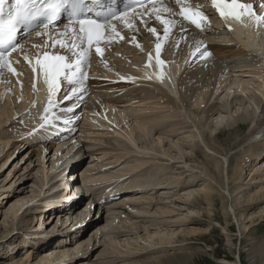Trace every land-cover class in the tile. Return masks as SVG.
<instances>
[{
  "label": "bare ground",
  "instance_id": "1",
  "mask_svg": "<svg viewBox=\"0 0 264 264\" xmlns=\"http://www.w3.org/2000/svg\"><path fill=\"white\" fill-rule=\"evenodd\" d=\"M262 5H264V1L262 2ZM257 16L261 17L260 15H256L252 21L246 20L248 15H246L245 19H240V20L233 19L232 23L229 24V29L227 30L228 34H226L225 36V33H224L222 36V37H225V39H223L222 37H220L219 39V37H217L216 35L213 36V34H211V36H208L206 33L197 32L196 36L200 38H198V41L193 43L190 46V48L186 51V53L184 55H181V57L179 56V58L172 59L173 58L171 55L172 50L171 52H168V53L166 52L163 54L162 61H164V63L161 64V67L165 71V74L161 72L158 75H153V73L152 75H150L148 71L146 70L148 75H145L144 73L145 67L143 66V63H142L141 66L140 65L138 66L137 72L126 73L128 75H131L130 77L131 82L129 84H114L115 83V77L113 76L114 74H112L109 70L103 67L95 68L94 73L91 75L92 80L88 84L89 91L93 90V92L94 91L103 92V90L106 89L107 91L114 90L117 93L127 92L131 86H134L136 84L145 85V86H142L141 88L146 87L147 89L139 90L140 93L138 95H134L133 94L134 92L133 93L129 92L127 95L129 97H133L131 99L121 100V98H116V99L105 98L99 102L98 104L99 106L96 105V103L90 101V103H92V106H91L92 109L89 103L88 104L85 103L86 104L84 108L86 110L85 119L81 127V130L87 127L91 122L95 126L104 127L107 130H112L113 132L112 135L114 137L113 142H115L118 147H123L129 154H135L136 156H140V157L138 158L136 157L134 160L132 159L133 160L132 163H130L131 162L130 161L129 162L130 164H127V165L125 164L126 166L125 167L123 166L124 168L122 169H120L121 167L119 166L120 168L118 169L120 170L117 171L116 173H109L107 171L108 166L104 167L105 163H103V166L102 165L98 167L91 166L89 169L85 170L86 172L85 176L83 174L81 176V182L83 186V190L81 191L79 190L68 191V188L64 186L65 181L63 180V177H64L63 171H64L65 162H67L71 158L73 159L79 158L83 150H84L83 153L87 152V148L89 146L87 144H82L80 141L81 139L78 142H73L70 148H69V145L67 144H63L59 146L57 150L53 151L52 159H48L46 161V163L49 161V163H47L48 165L46 163L44 164L45 154L49 150L52 151L56 147V146H50L48 149L47 148L45 149V147L48 146V145H45L46 142L50 143L51 145L54 144V141H51V142L49 141V137L53 136V134L49 133L48 128H43L41 132L36 131L35 129L37 125L43 123L44 121L42 117H45V115H42V113H45L44 111L45 108H48L49 111L50 109L55 110L60 104H53L51 106H46L44 104V106L40 110H37V109L34 110L35 107L38 108L39 102H44V101L46 102L48 97L45 99V94H43L44 85L42 86V92H39L37 85L35 83L32 84L31 82V77H30L31 75H30V72H28L27 64L31 62L32 58L28 57L27 54H29V56H34L35 53L32 50V45L37 46L41 42L42 39L38 38L37 34L34 37L33 36L30 37L27 42L28 46L24 47L23 50H21V53H16L9 59L11 61L12 67L16 69V72L13 73L9 71L7 68L0 69V105L1 104L4 105L3 109L0 106V108L2 109V110L0 109V130L4 129V126L7 123H11L12 121L18 119L17 122L13 124L15 126L18 125L17 132H14L15 134L12 133L13 131L11 129L8 131L9 132L12 131V132L6 135L3 134L5 133V131L3 133L0 132V159L2 158L1 156L5 154L4 159L0 163L6 162L7 160H9L10 157L16 152V150H19L20 144L24 143V146L22 147L24 149L22 152H27L30 148L37 147V149H33V151H31V155L32 154L35 155L38 158V162L40 164V168L38 169L39 171L38 173L41 174V177L39 178L40 186L38 188L39 189L38 192L33 191L31 194L28 193L27 195L29 196L27 197V199L25 198L26 196L25 193L21 194V196L19 195L18 197H16L17 200L16 199L15 200L19 204L14 205L15 202L13 204L9 203L11 205L7 209L4 215L5 216L12 215L14 219L15 216L18 215L19 211L21 209H25L27 206H28L27 208L32 207L35 209L45 207V209L47 208L45 210L47 211V213L45 214H47L48 216L45 215L43 218H41L42 220L41 226H43V219L46 217V220H47L49 219L48 218L49 216L52 217L54 214H56V210L54 209V206L61 204L60 202H62V200L64 199L66 204L59 205L57 207H62L58 209L60 210V212L62 211L63 207L65 209L66 207H68L67 209L70 210V211L68 210V212H65L63 216L66 217L65 219L66 223L67 221L74 222V224L72 225L73 227H70V230L74 229L73 231L75 232H72V233H75V235L76 233L81 232V231L78 232L77 230H80V229L82 230V226L85 222H89V220L90 222L91 220H95L93 219L94 215H92L94 212H97L96 215H99L100 213H105L104 222L106 224L98 225L95 228V230H93L90 233L89 239L87 240L88 243L85 245L82 242L84 240H81V239L78 240L77 242L76 241L72 242L70 240L67 241V240H63L60 238H56L58 246L56 248L55 247L53 248L52 245L54 244H52L51 245L52 247L50 249H42L39 247L37 248V245L43 244L42 242L43 239H41L40 244H39L38 238L40 237L44 238V236H48L50 234L46 232L45 229H43V227L42 228L38 227L36 229V226L34 225L32 227V229H34L33 232L35 233L38 230L40 231L39 233L32 234L33 239H30V241L34 245L30 246L28 245V243H23L24 247L27 246V250L29 251L27 256L24 259L15 260L8 264H31V262L29 261L31 258V255L33 258L34 256H36L35 264H53L54 262H55L54 264H67L68 262H65V259H69L70 261H72L75 258H78V256L80 257L81 254L85 255L88 252L90 244L96 243V245H98V243H100L101 241V238L100 240L98 239L99 236L103 238L102 243H104L105 245L108 244L109 246H111L112 253L115 252L114 249H117L116 246L118 244L124 245V248H121V249H125L127 253H131L130 248H128L130 245L129 243H127V239L126 240L122 239L117 242L116 237H112L107 234L111 230L112 231L119 230L118 228L115 229L116 227L113 228L115 224H120V226H122L124 230V231L123 230H120V231L128 232V234L142 228V230L145 233L144 239H142V241H143V244H147L148 246H154L156 248L160 246H166V245L171 246L174 243L172 242V240L165 241L163 236H160L158 233L155 235H152L150 231L151 229H149L148 226L141 227V224L143 223L144 219H145V223L147 221L146 219H150L151 223H155L157 220L162 219L165 216L168 217L169 215H172L175 212V210L178 209V207H181L180 210H186L185 207L179 206L181 204H176L178 201L177 200L178 198L176 197L177 199L173 200L174 196H171V194L169 193L171 190L176 189L179 186L178 184L181 183L180 182L181 180L177 178H171V179L169 178L165 180L160 179L161 181H159L158 178H157L158 180H156V178L147 177L148 180L144 181L143 177L145 178V175L153 176V174L151 173L162 174V172H159L160 169L158 168V164H156L158 162L155 163L156 155H161L159 149L158 150L156 149L157 150L156 151L157 153L155 152L156 155L152 154L155 151V150L153 151L154 148L151 149L150 145L148 146L142 143L145 136L156 137L157 135H159L160 133L159 129L149 126V124L153 123V121H151L150 123H146L140 120L139 124L136 123L139 126L132 129L134 130V132L129 130L130 127L128 128L129 131L128 130L124 131L123 125H126L128 121V115L126 113H123L122 111L118 115L115 116L113 114L115 110L114 106L115 104H120V105L129 104L130 105V104L151 103V104H157L160 106L174 107L175 109L180 111L179 114H181L180 115L181 117L179 118L180 119L182 118V121L188 124L191 128L197 129L199 131V136L201 140L204 142V139L201 136L203 127L201 126L200 123L199 124L195 123L196 118H197L195 115V110L198 111V108H200L199 106L203 104L205 97H207L208 95L205 106H208L209 105L208 103L212 102L211 100H215L217 102L216 103L217 105L213 107L214 110L210 111L209 116L211 117L214 115H218L217 120L219 122L222 121L223 120L222 118H224L222 117V115L227 113L229 106L232 105L234 101L232 96H234L235 93L232 92V89L236 91L237 90L236 87L239 88L240 85L243 84V81L240 78L235 77L236 74H231V71L232 72L234 71L236 73L237 71H235L234 69L242 70V67L244 65L232 66L230 60L236 56H240V55L246 56L247 54L249 55L253 54L259 58L258 62L264 65V23L260 22L259 24H257L256 22ZM156 26H157L156 23H151L148 25L147 29L146 28L143 29L140 33L145 34L147 30L156 28ZM200 30L201 29H198L197 31H200ZM232 30L236 34H233ZM177 31H182V29L177 28L176 32ZM191 32H196V31L191 30ZM151 33L152 34H150L149 36L146 35V40H149V43L147 45H145L143 42H141L142 44L139 43L141 44L142 49H145V47H148L149 49L151 48L152 43L156 37V34H154L153 32ZM241 35H243V38H241ZM169 37L171 39L169 45L170 47H173L177 42L178 36L174 34L173 36L170 35ZM213 37H217V38H213ZM193 38L196 39L195 36H193ZM209 42H216V43L223 42L224 44H216L213 47H211L209 44H206L203 47L205 43H209ZM208 45L209 47L207 48ZM212 52L215 53V57H219V58L227 57V60L223 59L222 61H220L217 70L212 69L213 65H211L208 67L205 66L204 67L205 72H203V70L200 69L201 68L200 64L207 61L212 56ZM132 53H133V56L135 57L134 60L140 57L137 53H134V52ZM202 53H206V54L202 55ZM251 66L252 65H249L246 67H251ZM196 68L199 70V72H196L195 70ZM201 72H203V74H201ZM257 75H259L258 77H256L258 80L257 81L258 88L264 94V74L262 72H259L257 73ZM7 78L10 80V83H12L11 85L5 82V79ZM206 79H208L209 81L205 82L204 85L206 84L207 87H212V91L210 88L209 92L207 91L204 92L203 94L204 97L200 98V94H199V98H196L194 94L198 92L199 89L204 90V88L206 87L205 86L204 88H201L200 80L206 81ZM194 88L195 89L198 88V89L195 90ZM138 89L140 88H137L136 90ZM216 94H217V98L214 97ZM223 94L225 95L223 96ZM136 96H138V98H135ZM222 96H223V99L221 100ZM241 96H243V98L234 96L236 97L235 98L236 110H238L239 107H242L244 103V99H247V90H244V89L241 90ZM248 99H249V103L255 104L254 105L255 111H257L258 108H260L259 107L260 104H262L261 101L255 103L256 102L255 97H250ZM15 104H17V107H14ZM109 109L111 110V112L107 113ZM261 110L264 113L263 108ZM95 115L97 116V118L95 117ZM106 115H111L112 119H110V121H106V123H102L101 121H99L103 119L105 120ZM61 118H63L66 121L69 119V118H64V116H61ZM63 119L61 120L58 119V121H62ZM247 119L248 117L244 115H240L236 119H233L232 122H227L225 124L226 128L229 130L235 129L236 131L239 129L240 130L247 129L246 125L248 124V120H249ZM112 123L114 125V128L109 126V125H112ZM173 126L175 127L176 125L174 124L172 125V127ZM169 127H168V130L170 129ZM198 127L200 130L198 129ZM253 128L254 129H252L247 135L249 139H247L244 143L237 142L238 144H236L234 147L232 146L233 148L232 151H234V154L237 156H234L235 158L234 165L230 168L229 172L227 169L230 165L229 163L230 157L223 156V158H220L213 153L206 154L207 158L210 159L212 162H210L209 160L205 164L206 166H202L204 170L201 172V174L205 176L208 184L205 185V188L201 189L200 191L190 190L188 193L184 194L185 195L183 199L184 204L188 205L191 202V199L193 197L197 195H201L202 201H204L208 207H211L213 206L214 195L219 194L218 189L224 191L228 197L232 198V194L240 190V187L239 186L231 187V185L234 186L235 185L234 182L239 181L242 173L245 171L249 173L248 176H250V179L248 183L246 184L247 188L242 190L239 193L240 195L239 200L242 198L246 200L244 201L246 204L244 206V210H246L248 207H254L252 206L251 203L264 199V163L261 164V162L264 160V125L263 123L255 122V125L253 126ZM85 130H88V129H85ZM136 130L138 132H136ZM57 132L60 133L59 131ZM18 137H20L23 141L22 142L15 141V138L17 139ZM119 139H122V141L124 142L121 141V143L119 144ZM56 141H60V139ZM97 142L99 143L101 142L103 144L106 143L105 141L102 142L100 140H98ZM39 143H44V144H39ZM78 144L82 146L81 149L79 148ZM108 144L111 145V143H108ZM117 146L116 148H118ZM173 147H175L176 149L179 148V146L176 144H173ZM74 149L76 150L74 151ZM109 151H112V150H109ZM179 151L182 152L181 150ZM127 152L125 156L128 155ZM58 154L60 156H58ZM71 155L72 157L70 158ZM26 156H23L21 160H23L24 157ZM15 157H17V154L15 155ZM114 157L116 158V156ZM122 158L123 156L115 160V163L120 162L122 164L123 162ZM107 163H110V162H107ZM112 163H113L112 165H114V162ZM97 165H99V163ZM75 169L77 170L78 168H75ZM100 169H102L101 172L95 173V171H98ZM129 173H135V175H133L131 178H128V179L124 178V176L128 175ZM224 178L226 179V182H225V185L227 186L226 189L225 188L223 189L222 187L223 185L222 181L225 180ZM113 181H115V183ZM137 181L139 183L145 184V188L147 190V194L145 196L144 195H128L129 193L128 190L133 189L134 183L135 182L137 183ZM111 182L114 185H117L114 188V190H118L121 188L127 191L126 192L127 197L121 202L119 201V202H115L112 204L106 203L105 205H99V204L96 205L95 202H99L97 200L101 198V194H102V192L99 193V189L100 188L104 189V187L105 188L109 187L111 185L110 184ZM1 188L3 189L4 187L2 186ZM161 190L168 191V192L162 193V196L158 197V200H157V198L154 195L156 191H161ZM79 193L85 194V196L87 197V200H89V203L87 204V206L81 209H75L76 207L68 206L69 202L74 197H76ZM110 193H111V190H108L106 192L107 195H110ZM6 195H7L6 193H3V194H0V197L1 196L4 197ZM8 197L9 195L7 196V198ZM21 199H24V200L19 202ZM44 200L46 204L39 203L40 201H44ZM36 203H38V205L40 204V206L35 207ZM83 206H85V203ZM173 206H174V209H170L171 207L173 208ZM230 209L233 212V208L230 207ZM187 210L189 211V213L193 215H197V212L192 210L191 208H187ZM261 214H264V211H262ZM22 215H23L22 217H24L27 214H25V211H24ZM111 215L114 217H111ZM116 215H121L122 217H119ZM254 215L255 214H251V216H254ZM233 216L235 218L234 213H233ZM58 219L59 220H57L56 223H61L62 217ZM134 219H137V220L143 219V220L141 223L140 221H136ZM52 222L53 221H51V223ZM81 223H83L82 226H81ZM252 224H253V221L250 225ZM243 229L246 230L248 229V227L244 226ZM9 231H11L10 228H9ZM199 231L200 230L197 229V230L191 231L190 234L199 235L200 234L198 233ZM24 236L26 237L27 235H24ZM73 238H75L74 235H73ZM168 238L175 239L176 237L174 233H171L168 235ZM34 240L36 241L34 242ZM90 240H92V242H90ZM127 244L129 245L128 247H127ZM82 246L86 247V251L80 250V247ZM157 252L159 253H153V254L157 256L160 253L164 254L163 250H160ZM169 255L172 256V258L171 259L168 258L169 259L168 261H167V257H165L167 256V253H166L163 256H158V257L156 256V258L154 257V259H151L149 263L169 264L168 262L171 261L170 263H173V264H181V263H190L194 260L193 258H191L192 256L191 254H186V253L181 254L179 252V253H170ZM249 259L250 261L248 262V264H264V255L263 254L261 255L257 251L251 252ZM148 260H146V262ZM102 261L104 262L99 263L100 262L99 261L97 264H107L108 261L110 260L108 261L102 260Z\"/></svg>",
  "mask_w": 264,
  "mask_h": 264
},
{
  "label": "rangeland",
  "instance_id": "2",
  "mask_svg": "<svg viewBox=\"0 0 264 264\" xmlns=\"http://www.w3.org/2000/svg\"><path fill=\"white\" fill-rule=\"evenodd\" d=\"M187 37H188L187 35L179 36L178 46L174 47L172 52L170 50L167 51V53L171 52V55L173 57L172 59H176L179 58V56L181 57V55H184L183 54L184 51L189 47V41L187 40ZM213 38H217V37H213ZM222 38L225 39V37ZM197 41L198 39L196 40V42ZM206 44H209L211 47H213L216 44H224V43L209 42V43H205L203 47ZM209 45L207 46V48L209 47ZM248 55L249 54H247L246 56H241V55L236 56L230 60L232 66L244 65L242 67V70L234 69L235 71H237V73L231 71V74H236L235 77H239L243 81V84H241L239 87L240 89L238 87H236L237 89L236 91L232 89V92L235 93L234 96L243 98V96H241V90L243 89L247 90V99H244L243 106L239 107V109L236 110L235 108L236 97L232 96L234 101L232 105L229 106L227 113L222 115V117H224L222 118L224 121L222 120L220 122L217 120L218 115H214L211 117L209 116L210 111L214 110L213 107L217 105L216 104L217 102L215 100H211L212 102H209L208 103L209 105L205 106L208 95L207 97H205L203 104L199 106L200 108H198V111L195 110V115L197 117L195 123L196 124L200 123L201 126L203 127L202 133L201 132L200 133L204 139V142L201 140L199 136V131L197 129L191 128L188 124L183 122L182 118L181 119L179 118L181 117L180 116L181 114H179L180 111L175 109L174 107L160 106L151 103L115 105L114 108L116 113L114 114L123 111V113H126L128 115V121L126 125H123L124 131H127L128 128L130 127L129 130L134 132V130L132 129L139 126L138 124L140 120L146 123H150L151 121H153V123H150L149 126L159 129V132L161 134L159 133V135L157 136L155 135L156 137L145 136L142 143L148 146L150 145L151 149L154 148L153 151L154 150L155 151L153 153L151 152L152 154H155V152L159 149L161 155L155 154L156 155L155 159L157 160V161L155 160V163L158 162L156 164H158V168L160 169L159 172H162V174L160 173L155 174L150 172L151 174H153V176L145 175V178L143 177V179L144 181L148 180L147 177L156 178V180L159 179V181H161L160 179L165 180L169 178L180 179L181 183L178 184L179 186L176 189L171 190L169 193L171 194V196H174L173 200L174 199L176 200L178 198L176 204H181L179 206L185 207L186 210H180L181 207H178L179 210L176 209L172 215H169L168 217L165 216L162 219L157 220L155 223H151L150 219H146L147 220L146 223H145V219L143 223H142L143 219L140 220L134 219L142 223L141 227L148 226L149 229H151L150 231L152 235L158 233L160 236H163L165 241L172 240V242L174 243L171 246L166 245L157 248L154 246H148L147 244H143L142 239H144L145 233L142 230V228L128 234V232H123L124 230L122 226H120V224H115L113 228L115 227H116L115 229L118 228L119 230H116L118 232L111 230L107 234L112 237H116L117 242L122 239L123 240L127 239V243H129L130 245L129 246L127 244V247L129 246L128 248H130L131 253H127L125 249H121L124 248V245L121 244H118L116 246L117 249H114L115 252L112 253L111 246L102 243L103 238L99 236L98 239L100 240L101 238V241L100 243H98V245H96V243L90 244L88 252L85 255L81 254L80 257L78 256V258L74 257L75 259L73 258L74 260L72 261H70L69 259H65V262H68L67 264H97L99 261H100L99 263L104 262L102 260L105 261L110 260L108 261L107 264H146V263L151 264L149 263V261H151V259H154V257L156 258L157 256L153 253H159L157 251L160 250H163L164 254L167 253V256H165L167 257V261L172 258V256L169 255L170 253L180 252L181 254L186 253L192 255L191 258L194 259L192 262L181 263V264H248V262L250 261L249 258L251 252L257 251L261 255L262 254L264 255V214H261V212L264 211V199L251 203L252 206L254 207H248L246 210H244V206L246 205L244 201L246 200L244 198L239 200V196H240L239 193L247 188L246 184L250 179V176H248L249 174L248 172L246 171L243 172L240 177V180L235 181L234 186L231 185V187H235V186L240 187V190L232 194V198L228 197L224 191L218 189L219 194L214 195L213 198L214 202H213V206L211 207H208L207 204L204 201H202L201 195H197L193 197L188 205L184 204V200H183L185 196L184 194L188 193L190 190L200 191L201 189L205 188V185L208 184L205 176L201 174V172L204 170L202 166H206L205 164L210 160L207 158L206 154L213 153L220 158H223V156L230 157L229 158L230 165L227 169L229 172L230 168L234 165V161H235L234 156H237L234 154V151H232L233 149L232 146L234 147L236 144H238L237 142L244 143L247 139H249L247 135L252 129H254L253 126L255 125V122L256 123L260 122L263 123L264 125V116H263L264 113L261 110L263 108L264 111V94L258 88V83H257L258 80L256 78L259 76L257 75V73L262 72L264 74V65L258 62L259 58L257 56L253 54H250L249 56ZM214 59H212L214 62L212 69L217 70L219 62L222 61L223 59L227 60V57H222V58L214 57ZM138 64H139V60L137 58L136 60L133 61L132 66L136 67L138 66ZM211 65H212L211 62L205 63L204 66L200 65L201 67L200 69H202L203 72H205L204 67L205 66L208 67ZM249 65L252 66L246 67ZM121 68L128 69L124 64H121ZM203 72H201V74H203ZM207 81L209 80L208 79H206V81L200 80L201 88H204L206 86V84L204 85V83ZM205 88L204 90L199 89V91L194 94L195 97L199 98V94H200V98L204 97L203 95L204 92L206 91L209 92L210 88L212 91V87L206 86ZM142 89L145 90L147 88L143 87L136 90L131 86L129 92L132 93L134 92L133 93L134 95H138L140 93L139 90ZM224 95L225 94H223V96ZM223 96L221 97V100L223 99ZM214 97L217 98V94ZM250 97H255L256 99L255 103L261 101L262 104H260L259 106L260 108H258L257 111H255V106H254L255 104L249 103L248 98ZM131 98L132 97H129L127 93H125L124 96L121 97V100L131 99ZM135 98H138V96H136ZM0 106L2 109L4 108V105L1 104ZM14 107H17V104H15ZM152 109L153 111L154 110L155 111L153 112ZM240 115H244L248 117L249 120L247 119L248 124L246 125L247 129L244 130L239 129L237 131L235 129L234 130L227 129L225 124L227 122H232L233 119H236ZM168 117L171 119H169ZM253 119H255L256 121ZM16 120L9 123L8 126L5 125L7 128H5L4 126V129L0 130V132L3 133L5 131V133H3L4 135L9 134L12 131H13L12 133L17 132L18 125L16 126L13 125L14 123L17 122ZM168 120L171 121L169 122ZM174 124L177 126V127L175 126L176 129L174 126L172 127V125ZM168 127L170 129L172 128L174 129L168 130ZM10 129L12 131L9 132L8 130ZM105 130L106 131L104 132H95V130L93 132L92 130H88V132H83V134L80 133L81 143L87 144L89 147L87 148V152L80 157L81 161L77 164L76 168L85 169V168H90L91 166L98 167L100 165L103 166V163H105L104 167L109 166L111 172L115 173L120 169L124 168L127 164L132 163V161L136 157L137 158L140 157V156H136L135 154H129L123 147H118L117 144L113 142L114 137L112 135L113 134L112 130H107V129ZM136 132L138 131L136 130ZM20 137H18L17 139L15 138V141L22 142L23 140ZM95 140L97 141L100 140L102 142L105 141L106 143L105 144L101 142L99 143ZM121 141L122 139H119V144L121 143ZM108 143H111V145ZM173 144L178 145L179 148L176 149L175 147H173ZM23 146L24 143L20 144L19 150H16V152L10 157L9 160L0 163V194L3 193L7 194L4 197L3 196L0 197V264H8L15 260L24 259L27 256L29 251L27 250V246L24 247L23 243H28V245L30 246L34 245L30 241V239H33L32 234L39 233L40 231L38 230L37 232L34 233L33 232L34 229H32L34 225L36 226V229L38 227L39 228L43 227V229H45V231L50 234L48 236H44V238L43 237L38 238L39 244L41 239H43L42 241L43 244L37 245V248L39 247L42 249H50L52 246L53 248L54 247L56 248L58 246L56 238H60L67 241L70 240L72 242L73 241L77 242L78 240L81 239L84 240L82 242L85 245L88 243L87 240L89 239L90 233L93 230H95V228L98 225L106 224L104 222L105 213H100L99 215H96L97 212H94L95 214L93 213L92 215H94L93 219L95 220H91V222L89 220V222H85L84 224L81 223V226L83 224L82 230L81 229L77 230L78 232L80 231L81 232L76 233L75 235V233H72L75 232L73 231L74 229L70 230V227H73L72 225L74 224V222L67 221L66 223L65 220L66 217L63 216L65 212H58L54 214L52 217L49 216L48 217L49 219L47 220L45 217L43 219V226H41L42 223L41 218H43L45 215L48 216L47 214H45L47 212H44L47 208L44 210L42 208H38V209L30 208V207L27 208L28 207L27 206L25 209H21L18 215H16L14 219L12 215L5 216L4 214L6 213L7 209L10 207L11 204H13L14 202H15L14 205L19 204L16 201L17 200L16 197H18L19 195L21 196V194L25 193L26 194L25 198L27 199V197L29 196L27 195L28 193L31 194L33 191L35 192L39 191L38 189L40 186L39 178L41 177V174L38 173L39 172L38 169L40 168V164L38 162V158L33 154L31 155V151H33V149H37V147L30 148L27 152H22L24 149L22 148ZM78 146L80 149L82 148L80 144H78ZM116 146L118 148H116ZM48 148L49 146L47 147V149ZM179 150H181L182 152H180ZM126 152L128 155L125 156ZM16 154L17 157H15ZM4 155L5 154L1 156L2 158L0 159V162L4 159ZM121 155L123 156L122 164H120V162L119 163L116 162L117 163L116 164L115 160L121 158L122 157ZM23 156L26 157H24V159L21 160ZM114 156H116V158ZM52 157H53V150L52 151L49 150L44 156L45 159L44 164L48 159H52ZM112 162H114V165H112L113 164ZM210 162L212 161L210 160ZM47 163H49V161ZM98 163L99 165H97ZM263 163L264 161L262 162V164ZM101 171L102 169L95 171V173ZM222 182H223L222 185L223 189L224 188L226 189L227 188V186L225 185L226 179L223 180ZM2 186L4 187L3 189L1 188ZM165 192L168 191H163V190L156 191L154 196L158 200V197L162 196V193ZM8 195L9 197L7 198ZM22 200L24 199H21L19 202H21ZM84 202L85 200H80L79 202H77L75 205L76 207L75 209L83 208ZM39 203H43V202L40 201ZM37 204L38 203H36L35 205ZM39 205H37V207ZM230 207L233 208V212L230 209ZM187 208H191L192 210L196 211L197 215H193L189 213ZM170 209H174V206L173 208L171 207ZM24 211L25 214L27 215L22 217L24 215V214L22 215ZM233 213L235 214L236 220L233 216ZM251 214H255V215L251 216ZM116 216L122 217L121 215H116ZM61 217H62L61 223H56L57 220H59L58 218ZM111 217L114 216L111 215ZM51 221L53 222L51 223ZM252 221L253 224L250 225ZM244 226L248 227V229L244 230L243 229ZM9 228L11 229V231H9ZM197 229L200 230L198 232L200 233L199 235L190 234L191 231ZM171 233H174L176 237L175 239L168 238V235ZM24 235L27 236L25 237ZM73 235L75 236V238H73ZM35 241L36 240H34V242ZM90 242H92V240H90ZM80 250L86 251V247L82 246L80 247ZM164 254L160 253L158 256H163ZM32 258L33 257L31 255L29 261L31 262V264H35L36 256H34L33 259ZM146 260L148 261L146 262ZM170 262L171 261H169L168 263L173 264Z\"/></svg>",
  "mask_w": 264,
  "mask_h": 264
},
{
  "label": "snow or ice",
  "instance_id": "3",
  "mask_svg": "<svg viewBox=\"0 0 264 264\" xmlns=\"http://www.w3.org/2000/svg\"><path fill=\"white\" fill-rule=\"evenodd\" d=\"M180 3L181 0H176ZM213 7L217 9L222 17L231 16L233 19L240 20L244 15L253 16L255 13L252 11L253 6L251 4L241 3L240 0H211ZM89 3H97V0H0V69L7 68L9 71L15 73L16 69L12 67L9 57L13 52H16L20 47L17 41L18 32L23 29L26 32L36 31L37 35L42 33L37 29H48L53 25L60 17L61 14H66L69 21L72 23V32L77 33V38L80 40V45L69 44L70 50L73 47H79L75 63L72 62L70 57L64 55H49L48 52H43L42 58L36 59V65L43 71L45 77V83L48 87L49 96L56 92L58 83L60 82L61 73H63V79L68 80L69 83L73 82L74 77H77L79 73V79L81 82L86 79V74L82 70V65L85 56L87 55V49H91L92 45H96V52L101 54L100 43L103 32H106L108 27L111 26L112 31L119 36V32L116 31V25L112 24L113 20H125L124 14H119L110 11L106 14V18L102 21L99 19H93L88 16V12L91 8H88ZM134 7V5H133ZM129 11L125 9V13ZM153 11L156 18L165 25V36L169 32V25L174 22L169 19L162 18V13L167 12L166 8L155 7V0H153ZM179 14L184 20L195 25L197 28H202L206 17L202 12L191 7H181ZM257 24L264 22V17L257 16ZM129 28L132 27L130 21H126ZM154 34L156 29H150ZM123 39V37H120ZM159 39V37H157ZM87 43V49L83 47L84 43ZM56 44L64 47L63 43L57 39ZM160 43L156 44V53L158 63L163 64L164 61L159 60ZM206 54V53H202ZM151 60V57H149ZM37 71L33 68V72ZM71 99V97H67ZM49 105H51V99H49ZM45 114L49 109L45 108ZM47 116L42 117L46 119ZM43 127V125H41Z\"/></svg>",
  "mask_w": 264,
  "mask_h": 264
}]
</instances>
